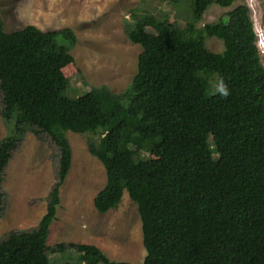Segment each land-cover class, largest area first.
I'll use <instances>...</instances> for the list:
<instances>
[{
    "label": "trees",
    "instance_id": "1",
    "mask_svg": "<svg viewBox=\"0 0 264 264\" xmlns=\"http://www.w3.org/2000/svg\"><path fill=\"white\" fill-rule=\"evenodd\" d=\"M186 1L185 27L150 17L125 23L142 50L123 91L99 85L78 96L67 94L62 73L73 60L72 29L6 31L0 18L1 116L17 132L47 134L58 150L45 213L34 228L0 239V264H52L48 251L65 248L77 252L79 264H264V66L249 9L241 4L198 26L212 3L234 0ZM146 26L155 32L143 33ZM207 37L223 49L209 50ZM213 76L224 90H213ZM66 131L87 134L88 152L104 167L95 209L116 207L124 191L137 204L142 262L110 260L91 243L47 245L71 164ZM18 139L0 141V209ZM153 149L158 158L143 154Z\"/></svg>",
    "mask_w": 264,
    "mask_h": 264
},
{
    "label": "rangeland",
    "instance_id": "2",
    "mask_svg": "<svg viewBox=\"0 0 264 264\" xmlns=\"http://www.w3.org/2000/svg\"><path fill=\"white\" fill-rule=\"evenodd\" d=\"M249 9L256 36V46L264 66V0H234L228 7L212 3L197 23L214 22L235 6ZM150 17L166 19L179 27L190 20L186 0H0V18L4 30L14 31L32 24L41 30L71 28L76 41L69 53L72 62L62 67L69 80L67 94L78 96L93 86L106 85L112 92L123 91L137 68L141 46L132 42L124 31L127 21ZM155 32L151 26L143 33ZM58 42L66 44L62 38ZM209 50L219 52L222 41L207 37ZM213 85H218L215 76ZM0 141L6 136L19 137L16 148L4 169L1 190L4 200L0 209V239L13 230L34 228L45 213L48 194L57 177L58 150L47 134H35L30 127L14 130L13 123L1 116ZM71 147V164L60 187V202L50 225L46 243L49 247L63 242L91 243L110 260L142 262L146 251L142 243L141 221L137 204L126 191L118 205L98 212L93 203L103 187L106 174L101 162L87 149V134L66 131ZM158 158L156 149L143 153ZM77 252L65 248L48 251L52 264H79Z\"/></svg>",
    "mask_w": 264,
    "mask_h": 264
},
{
    "label": "clouds",
    "instance_id": "3",
    "mask_svg": "<svg viewBox=\"0 0 264 264\" xmlns=\"http://www.w3.org/2000/svg\"><path fill=\"white\" fill-rule=\"evenodd\" d=\"M224 94L226 95L227 93H226V92H224Z\"/></svg>",
    "mask_w": 264,
    "mask_h": 264
}]
</instances>
